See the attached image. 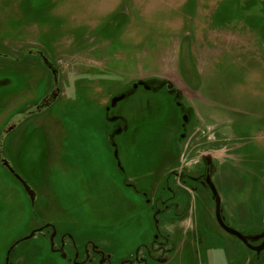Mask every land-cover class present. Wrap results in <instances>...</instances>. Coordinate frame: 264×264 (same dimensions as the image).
<instances>
[{
    "label": "rangeland",
    "instance_id": "obj_1",
    "mask_svg": "<svg viewBox=\"0 0 264 264\" xmlns=\"http://www.w3.org/2000/svg\"><path fill=\"white\" fill-rule=\"evenodd\" d=\"M26 50L54 66L60 93L28 120L53 84ZM138 82L156 89H133ZM119 116L128 129L111 144L119 123L108 120ZM15 118L20 127L1 141ZM0 145L36 194L31 205L0 163V264L19 239L12 264H69L91 245L112 264L137 253V264H255L216 225L209 191L178 187L172 176L163 183L180 165L198 177L209 158L225 224L245 236L264 232V0H0ZM161 205L190 211L191 259L147 257ZM174 219L159 213L162 235L174 240L166 250L182 241ZM45 225L77 252L52 253L44 231L23 240Z\"/></svg>",
    "mask_w": 264,
    "mask_h": 264
},
{
    "label": "flooded vegetation",
    "instance_id": "obj_2",
    "mask_svg": "<svg viewBox=\"0 0 264 264\" xmlns=\"http://www.w3.org/2000/svg\"><path fill=\"white\" fill-rule=\"evenodd\" d=\"M38 60H40L38 58ZM166 85L165 84L163 86V88L166 90ZM149 88L151 90H155L156 88H151L149 86ZM52 89H49L47 92L49 93ZM168 93L171 92V95L173 96V98H175V93H176V90H166ZM47 92L45 94H47ZM179 97H180V94H179ZM175 104H180L179 102H175ZM37 104H35L36 106ZM109 105H110V102H109ZM108 107V106H107ZM180 108H181V104H180ZM184 115V117H186V114H182ZM34 117V116H33ZM120 117V116H119ZM121 119L119 121H117L119 124L118 125H115L114 127V132L116 131H120L122 134V132H125L127 131V124L126 122L122 119V117H120ZM29 119V118H28ZM26 119V120H28ZM20 126V124L18 125V127ZM181 137H180V140L178 141L179 143V147H180V144L185 140V137L187 136L186 135V132H187V123H183L181 124ZM119 134V135H120ZM117 135V136H119ZM108 136V135H107ZM189 136V134H188ZM193 136V135H192ZM191 139V138H190ZM112 144V143H111ZM181 150V149H180ZM207 158H204L202 161H201V164L203 166V169H202V173L198 176V177H193V176H190L189 174L186 175L187 177L184 176V172H181V171H178V169H181V165L179 166V168L177 170H173L172 173L168 174L165 179H164V183H163V188H165V182L168 183V180H166L167 177H173L174 180V184L175 185H185V186H188V187H191L193 189V186L196 184V187L198 188H201L203 189L204 191H209V189L205 186V183H204V177L206 175V171L208 169V172L210 174V178L212 177V170H213V166H212V161L210 160V164L207 166ZM182 164V163H181ZM14 170V168H13ZM15 171V170H14ZM24 180V179H23ZM166 180V181H165ZM191 186H190V185ZM193 185V186H192ZM174 186V185H173ZM179 187V186H178ZM162 188V189H163ZM173 191V190H172ZM175 191V189H174ZM210 193V192H209ZM36 195V194H35ZM159 197H157L156 195V200H157V203H158V200H159ZM213 201V199H212ZM35 203V201H34ZM160 204H162L160 202ZM33 205V204H31ZM160 206V205H159ZM169 210L167 209H163L162 205L159 209V212L163 213V214H166V215H170V216H173V217H177L178 215H181L187 211H185V209H182L180 210V207L177 208L175 211H172V213H169L167 212ZM223 217V215H222ZM225 222V221H224ZM46 226V225H45ZM45 226H41L39 229L40 231L39 232H42L44 231L45 234H47V236L49 237V241L52 240V246L50 245V251L54 254H58V255H62V252L65 248H68L70 251L73 252V254H75L76 251V248H75V242L73 243V239L70 238L68 235L66 234H61L59 237H57V231L55 230V232H53V227L48 225V227H45ZM35 231V230H34ZM54 234V235H53ZM157 239V237H156ZM155 239V240H156ZM58 241V243H54V241ZM21 240H17L15 242H13L10 247L12 246L13 248L20 242ZM262 240H259L257 242H253L251 243L252 246H259L261 244ZM51 243V241H50ZM9 247V248H10ZM13 248L11 249L10 253H9V256H8V259H7V263L5 262V264H12L9 257H10V254L13 252ZM148 254H147V257H149L150 260L154 261V262H159V263H165L167 261V257L169 256V253H165L166 251H168V249L166 250L165 249V246H163V244L161 245H151L150 248L148 249ZM250 251V250H249ZM253 255H252V260L255 264H262L264 263V250L261 251L259 254H256L255 252H252L250 251ZM153 254V255H152ZM165 254V255H163ZM139 254L137 253L134 258L132 257L131 260L129 261H123L122 263L123 264H126L127 262L129 264H137L139 263V261H141V259H139ZM155 256H158V257H155ZM164 256V257H162ZM7 257V256H6ZM62 257V256H61ZM263 258V259H261ZM6 260V259H5ZM165 260V261H164ZM101 261V263L99 262ZM69 264H112L111 263V260L109 259V257H107L105 254H102L100 253L95 247H93L92 245L90 247L86 246L84 248V251L76 254L72 260L68 261Z\"/></svg>",
    "mask_w": 264,
    "mask_h": 264
},
{
    "label": "water",
    "instance_id": "obj_3",
    "mask_svg": "<svg viewBox=\"0 0 264 264\" xmlns=\"http://www.w3.org/2000/svg\"><path fill=\"white\" fill-rule=\"evenodd\" d=\"M39 54L38 52H35V50H26L25 55L26 56H33L36 58H39L41 65L47 70L49 71V73L52 76V90L45 96L43 97V99L40 101V103L38 102V104L36 105V107L34 109H32L31 111H28V113L26 114L25 119H28L31 116L34 115H38L41 114L44 110H46L47 108H49L59 97L60 93H59V88H58V72L57 70L54 68L53 65L49 64L48 60L45 58H42L41 55H37ZM137 86H142L144 89L146 90H151L149 88V86L146 85L145 82H138L133 86V89H135ZM171 89V85L167 84L166 85V90H170ZM124 98H126L125 94H121L117 97H114L111 99L110 101V105L109 108H114L116 106V104L118 102H120L121 100H123ZM179 98V93L176 92L175 93V99ZM177 107H180V104H176ZM107 108V109H109ZM30 110V109H29ZM121 118L120 117H114L108 120V122H116L119 121ZM183 123H186V117L183 116ZM20 122H22V120L20 119H12V123H8L7 126L4 127V130L2 131V137H1V141L4 137H7L14 129H16V127H18V125L20 124ZM121 132L120 131H116L113 134L110 135V142L112 143L113 138L117 135H119ZM2 144V143H1ZM0 149H1V145H0ZM3 149V147H2ZM2 149L0 150V163L1 166L3 168H5L9 174H11V176L21 185L23 191L25 192L26 196L28 197V199L30 200L31 204H34L35 201V194L34 192L27 186V184L25 183V181L16 174V172L13 170L12 166L10 165V163L4 158L1 157L2 155ZM114 156L116 157V154L114 152ZM207 166L210 164V159L207 158ZM118 165V163H117ZM204 183L205 186L209 189V192L212 196L213 202H214V220L216 225L227 235L234 237L235 239H237L247 250H250L252 252H255L256 254H259L261 251L264 250V232L258 234V235H254V236H245L242 235L241 233L234 231L233 229L229 228L225 222H224V218L222 217V209H221V202H220V198L218 196V193L216 191L215 186L213 185L211 178H210V174L208 172V169L206 171V175L204 177ZM156 223V222H155ZM48 225H46L45 227H47ZM40 229L32 231L28 236H26L23 240L29 239L31 238L35 233L39 232ZM53 232H55V229L53 228ZM54 235V234H53ZM259 240H262L261 244L259 246H252L251 243L253 242H257ZM51 241V246H52V240ZM13 247L11 246L8 251H7V257L5 262L7 263V259L9 256V253L11 251ZM62 258H64V256L62 255ZM100 264V263H99Z\"/></svg>",
    "mask_w": 264,
    "mask_h": 264
},
{
    "label": "crops",
    "instance_id": "obj_4",
    "mask_svg": "<svg viewBox=\"0 0 264 264\" xmlns=\"http://www.w3.org/2000/svg\"><path fill=\"white\" fill-rule=\"evenodd\" d=\"M119 138H120V136H119ZM16 141H17V139L14 138V149H16V145H15ZM77 154L84 161H89V160H92V158H93L92 154L87 152L85 149L78 151ZM73 166H77V165H75V164L70 165V167H73ZM78 171L79 172L81 171L83 173V171L80 168H78V167L74 168L75 174H77ZM126 182H127V180H125V183ZM127 187H130V184L127 185ZM84 188L90 190L91 186L89 184H87V185L84 184ZM174 218L175 219H174V223L172 226L182 228V235H181L182 241L180 244L172 246V249L169 253V256L167 257L166 262H168L169 260L170 261L173 260L178 255H180V257H183V255H184L187 259H191L189 252H190V249H191L193 241H194L192 238L194 235V231H193L194 221L192 219V215H191L190 211H187V212H185L181 215H178L177 217H174ZM168 231H170V230L168 229ZM167 233H169V232H167ZM169 235H170V233H169ZM173 242H174V240H173Z\"/></svg>",
    "mask_w": 264,
    "mask_h": 264
},
{
    "label": "trees",
    "instance_id": "obj_5",
    "mask_svg": "<svg viewBox=\"0 0 264 264\" xmlns=\"http://www.w3.org/2000/svg\"><path fill=\"white\" fill-rule=\"evenodd\" d=\"M159 213H161V212L155 213V217H154L155 222H156V237H157V239L156 240H153L150 245H155V244L156 245H161L163 243H170V241L173 242L172 239H171V237L168 236L169 235L168 233H167L168 235L166 234L165 237H164V235H162V230L159 227V224H160L159 223L160 222L159 221ZM171 249L172 248L168 249V251H166L165 253L168 254L171 251ZM163 255H165V254H163ZM155 257H158V256H155ZM162 257H164V256H162Z\"/></svg>",
    "mask_w": 264,
    "mask_h": 264
}]
</instances>
